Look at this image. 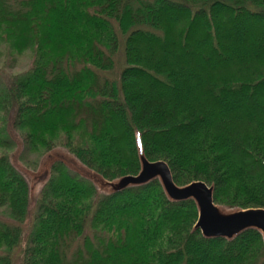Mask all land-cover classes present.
Segmentation results:
<instances>
[{"label":"trees","instance_id":"obj_1","mask_svg":"<svg viewBox=\"0 0 264 264\" xmlns=\"http://www.w3.org/2000/svg\"><path fill=\"white\" fill-rule=\"evenodd\" d=\"M121 41L115 82L101 73ZM27 53L0 84V264L20 247V264H264L258 231L204 238L194 202L157 179L108 194L62 161L24 236L29 186L10 161L14 132L28 169L60 148L115 181L139 173V143L177 186L264 209V0H0V60Z\"/></svg>","mask_w":264,"mask_h":264},{"label":"water","instance_id":"obj_2","mask_svg":"<svg viewBox=\"0 0 264 264\" xmlns=\"http://www.w3.org/2000/svg\"><path fill=\"white\" fill-rule=\"evenodd\" d=\"M138 151L141 168L137 175H127L115 181H106L94 174L95 178L92 177V181L98 182L101 188L109 189V194L119 193L130 187L141 186L157 179L169 200L174 202L192 200L194 202L198 212L194 229L199 230L204 238L232 240L243 231L254 229L262 235L264 240V209H232L225 212L223 207L215 204L212 187L202 181L177 186L164 161H148L142 154L139 143Z\"/></svg>","mask_w":264,"mask_h":264},{"label":"rangeland","instance_id":"obj_3","mask_svg":"<svg viewBox=\"0 0 264 264\" xmlns=\"http://www.w3.org/2000/svg\"><path fill=\"white\" fill-rule=\"evenodd\" d=\"M143 1H148V0H143ZM118 36L120 40L122 41L124 40V36H122L119 32H118ZM122 41H121L122 47L119 48L114 58L115 67L113 71L107 72V73H101L103 77H106L110 80H114L115 82L118 81L120 71L125 66V61H124V56H123L124 42L122 44ZM31 63H32V57L29 53L20 57L15 63V65H13V67L10 65L8 66V64L4 62V57H3V60H0V84L4 83L6 78H10L16 74L26 71L31 66ZM13 136H15L17 147L15 151L11 153L10 161L12 165L21 173V175L24 177L25 181L27 182L29 186V197H30L29 217L24 224V229H25L24 236H26L29 230L31 221L33 219V214L36 208V201L38 199L39 191L44 185L45 181L47 180V174H48L49 167L52 162L56 160H61L63 163L66 164V166L72 173L78 174L81 177L87 178L91 181L93 180L92 177H94L95 175L92 171H90L89 169L81 165L75 158H73L66 151L60 148H55L51 150L50 152L44 154L38 160L36 169L34 170L28 169L23 164H21L20 161L18 160L19 153L21 152V149H22L21 142L14 132H13ZM30 159H33V156H30ZM94 182L96 181L94 180ZM97 183L98 182H96L95 185L99 191L103 193H108L110 191L109 189L101 188ZM223 210L225 212L231 211L226 208H223ZM21 251H22V247L17 249L12 255L13 264H20Z\"/></svg>","mask_w":264,"mask_h":264}]
</instances>
